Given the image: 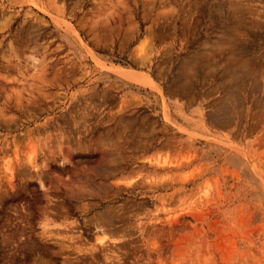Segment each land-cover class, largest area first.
<instances>
[{"label": "rangeland", "instance_id": "rangeland-1", "mask_svg": "<svg viewBox=\"0 0 264 264\" xmlns=\"http://www.w3.org/2000/svg\"><path fill=\"white\" fill-rule=\"evenodd\" d=\"M0 264H264V0H0Z\"/></svg>", "mask_w": 264, "mask_h": 264}]
</instances>
